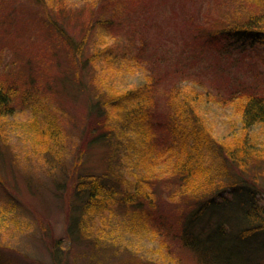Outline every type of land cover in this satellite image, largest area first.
<instances>
[{
	"label": "rangeland",
	"instance_id": "1",
	"mask_svg": "<svg viewBox=\"0 0 264 264\" xmlns=\"http://www.w3.org/2000/svg\"><path fill=\"white\" fill-rule=\"evenodd\" d=\"M31 1L34 2L10 0L17 12L8 21L3 17L5 2H0V75L13 82L21 92L25 89V80L29 81L30 77L46 90L50 86L51 92L45 91L46 95L43 96L47 107L37 112L38 120L42 123L55 120L64 132L61 135L68 134L70 137L65 146L46 151L48 155L35 150L31 136L22 131L26 130L24 123L37 113L32 114L30 109L5 118L7 135L4 138L9 152H6V158L0 157V178L5 183L0 185V264H197L191 251L176 246L170 232L158 233L145 217L142 222L138 215L143 216L146 208L154 209L155 203L157 209H165L166 205L168 208V204L170 210L181 207L180 203L172 208L170 203L156 200V192L157 196L167 199L168 192L165 193V190L173 188L176 183L173 187L167 185L168 167L175 164L174 161L169 162L170 154L164 155L166 159L163 162L157 153L148 156L147 161L144 157L138 162L137 169L148 165L151 170L144 175L156 180L150 196L153 198L152 204L137 207L135 203H129L126 208H121L117 197H113L107 200L108 205L99 213H91L87 219L89 233L82 230L80 239H70L65 234L62 215L65 202L56 182L64 177V170H67L82 141V132L85 133V129H81L84 124L87 127L85 94L73 96L63 89L61 74L56 67H66L68 59L55 48L56 45L62 48L61 42L47 36L50 32L44 26L28 21L29 16L37 12L31 6ZM218 1L227 3L222 7ZM44 2L47 12L60 9L64 17H68L71 25L67 28L73 38L86 36L89 8L71 14L63 8L71 6L74 0ZM108 2L105 0L98 5L99 9L94 10H100L105 4L106 16L112 15L116 5L108 8L111 4H106ZM123 2L126 4L125 14L119 12L112 20L109 35L99 34V38L106 37L112 43L114 37L122 33L123 40L117 38L112 43L117 50L130 45L128 37L132 39V34L135 43H146L148 51L145 57L149 56L148 65L153 68L151 74H157L159 80L156 86L157 104L163 103V92L165 88H171V82L176 84L187 79L200 84L197 91L201 92H194L197 93V102L191 108L195 110L201 127L210 135L208 147L200 155L199 163L207 168L209 175L205 177L201 174L202 177L198 176L199 180L197 178L194 182L190 178L189 182L179 184L174 190L182 199L184 192H194L193 187L197 183L206 188L221 186L244 174L246 187L255 192L253 203L259 212H253L255 216L258 214L257 218L244 217V207L239 205L241 197L237 193L229 194L227 188L223 192L227 201H223L219 212L213 210V215L217 212L215 219L224 224L227 232L234 230L231 233L235 235L237 230H246L247 235L241 246L226 240L223 244L231 264H245L241 259L242 250L245 249L252 257V264H264V228L260 227L255 232L256 229L248 230L259 226L255 225L257 222L264 224V125L242 127L239 108L240 100L247 95L258 93L264 96V41L246 44L236 38L218 37L216 42L207 44L202 51L191 38L193 25L195 27L200 23L213 30L227 25L225 22L217 23V17L221 20L224 16V21L229 22V18L238 15L243 20L250 13L249 8L263 11L264 0H195L192 6L184 5L188 0ZM222 8L224 11H221ZM100 30L104 31L103 28ZM204 39L202 37L198 42ZM104 64L108 67L99 75L97 82L100 87L104 86L106 92L118 88L120 81L132 82L123 72H116L111 64ZM83 75L88 80L87 73ZM236 91L243 94L239 95L241 98L229 100ZM104 150L101 144L89 145L82 156L81 168L94 171L103 169ZM227 154L235 163L224 161ZM235 169L241 171L239 175ZM28 180L33 184L32 189ZM7 190L15 198L9 197ZM171 218L175 219V215L172 214Z\"/></svg>",
	"mask_w": 264,
	"mask_h": 264
},
{
	"label": "trees",
	"instance_id": "2",
	"mask_svg": "<svg viewBox=\"0 0 264 264\" xmlns=\"http://www.w3.org/2000/svg\"><path fill=\"white\" fill-rule=\"evenodd\" d=\"M2 1L5 2L2 7L5 12L3 17L8 21L11 16L13 18L16 16L17 11L10 0H0V2ZM98 2L104 3L105 0H74L71 2V6L63 8L71 14L85 8L90 9L89 16L86 18V36L81 35L79 39L73 38L69 34L67 26H70L71 23L68 17H64L60 9L56 12H47L44 0L30 2L37 12L30 15L28 21L44 26V29L50 32L47 36L61 42L59 44H62L63 49L59 45H56L55 48H57V52L60 51L62 56L68 59L66 67H56L61 74L60 80L63 89L67 92L70 91L73 96L85 94L87 127L84 124L81 129H85V133L82 132V141L77 152L73 154L67 170H64V177L61 181L56 182L60 187L59 192L63 193V202H65V210L62 214L65 220V234L70 239H75V237L80 239L82 230L89 231L87 219L91 213H99L108 205L106 204L107 200L114 199L113 197H117V203L121 208H126L129 203H135L137 207L152 204L153 198L150 196L155 189L156 180L144 175L151 170L148 165L137 169L138 162L144 157L147 161L148 156L150 157L154 153L161 156L159 160L163 162L166 159L164 155L170 154L169 162L174 161L175 164L168 167L167 185L173 187V184L176 183L173 188H167L165 193L168 192L166 198L171 202L163 196H157V192L156 200L158 199V202L166 201L164 203H170L172 208L177 207L176 203H180L181 207L170 210L167 203L169 209L167 205L165 209L162 207L157 209V203H155L154 209L146 208L143 216L138 213L140 220L144 222L143 218L145 217L150 222L149 225L160 234L163 231L170 232L176 246L191 251L197 264H231L228 253L224 252L223 244L226 240L241 246L247 235L246 230H237L235 235L231 233L234 230L227 232L224 224L215 219L216 213L222 208L223 201H227V196L223 195L227 188L229 194L237 193L241 197L239 205L244 207V217L257 218L258 214L255 216L254 212H259V209L253 203L255 192L246 187L247 178L242 174L240 178L236 177L238 182L234 181L235 178L221 186L214 185L206 188L207 186L202 187L200 183H197L195 185L197 187H193L194 192L191 191L188 194L184 192L182 199L178 197L177 190L174 188L179 184L183 185L186 181L189 182L190 178L191 182H194L198 176L202 177L201 174L209 175L207 168L199 163L200 155L204 148L208 147L210 135H207L209 133L201 127L199 119L194 113L195 110L191 108L192 105H196L197 93L201 92L197 91L200 84L198 82L194 84L195 81L187 79L176 84L171 82L172 89L165 88L164 101L158 105L156 86L159 80L157 74H151L153 68L148 65L149 56L145 57V53L148 51L145 47L146 43L144 41L135 43L132 40V34V39L128 37L130 45L117 50L112 43L116 42L117 38L123 40L122 33H118L112 43H109L106 37L99 38L104 34L109 35L110 26H113L115 17L119 15V12L122 15L125 14L126 4L123 0H109L106 3L111 2L108 8L114 4L116 11L114 12L113 9L112 15L106 16L105 4L100 10H94L99 9L98 5L101 3L98 4ZM218 2L222 7L227 3L225 1ZM194 3L195 0H188L184 5L192 6ZM177 5L181 6V4ZM47 8L50 7L47 6ZM249 10L250 13L243 20H240L236 14L228 19L229 22L224 21V16L221 20L220 17H217V23L225 22L227 25L213 30L203 27L200 23L195 27L193 25L192 41L202 51L207 44L216 42L218 37L236 38L246 44L264 41V24L262 23L264 10L261 12L253 8H249ZM221 11H224L223 8ZM100 28H103L104 31H101ZM202 37L205 39L199 43L198 41ZM84 54L87 55L84 56ZM79 56L81 58L77 62ZM104 62L114 66L116 72H123L132 82L120 81L118 88L106 92L104 86L100 87L97 82L100 78L99 75L108 67ZM187 62L189 63V60ZM82 72L87 73L88 80L84 78ZM81 76H83L82 79ZM24 83H26L25 89L21 92L13 82L7 80L4 75H0V157L3 158H6V152H9L4 138L7 135L5 118L8 119L15 113L30 109L32 114H36L47 107L43 96L46 95L45 91L51 92L50 86L46 90L31 77ZM195 91L197 93H194ZM239 95L243 94L236 91L228 99H240ZM243 98L240 100L239 107L241 108L239 110L242 127L247 128L254 124L264 125V96L253 93ZM38 118V113L35 116L32 115V118L23 125L26 130H22L25 131V135L31 136L33 139L34 145H36L35 150L48 154L46 151H55L57 148L65 146L64 144L66 141L68 142L70 136L68 134L67 136L61 135L64 132L55 120H47L42 123ZM91 144H101L105 147L103 169L98 171L81 168L82 156L88 151ZM246 154L245 152V156ZM224 161L235 163L228 154ZM235 170L239 175L241 171ZM28 182L30 183L29 180ZM2 183L5 185L4 179L0 178V185ZM32 186L33 184L30 183V189ZM6 192L9 197L15 198L13 194H9L8 190ZM215 209L217 212L213 215ZM172 214L175 215V219L171 218ZM218 222L220 223L217 224ZM255 225L259 226L250 227L248 230L256 229L253 231L255 232L260 227L264 228V224L260 222ZM242 252L241 259L244 263L252 264L249 252L246 249Z\"/></svg>",
	"mask_w": 264,
	"mask_h": 264
}]
</instances>
